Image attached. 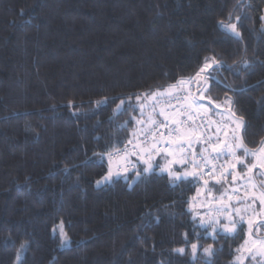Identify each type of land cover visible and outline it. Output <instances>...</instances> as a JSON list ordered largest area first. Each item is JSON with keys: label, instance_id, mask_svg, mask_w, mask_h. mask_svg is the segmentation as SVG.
I'll return each mask as SVG.
<instances>
[{"label": "trees", "instance_id": "trees-1", "mask_svg": "<svg viewBox=\"0 0 264 264\" xmlns=\"http://www.w3.org/2000/svg\"><path fill=\"white\" fill-rule=\"evenodd\" d=\"M263 13L264 0H0V264H18V255L19 264H205L208 244L212 264H234L246 225L204 238L190 209L196 181L173 187L154 171L131 187L122 178L97 187L107 162L95 154L123 149L136 130L135 120L119 129L139 117L116 116L119 98L135 105L136 95L194 76L212 55L224 67L208 95L232 98L247 125L240 135L258 150ZM237 16L239 37L219 25ZM245 60L248 71L229 67ZM104 97L117 99L97 106ZM61 222L68 247L54 233ZM80 222L94 223L90 238L80 237ZM193 242L202 245L195 260ZM180 247L185 254L173 251Z\"/></svg>", "mask_w": 264, "mask_h": 264}, {"label": "snow or ice", "instance_id": "snow-or-ice-1", "mask_svg": "<svg viewBox=\"0 0 264 264\" xmlns=\"http://www.w3.org/2000/svg\"><path fill=\"white\" fill-rule=\"evenodd\" d=\"M240 20L241 17L237 16L236 22L219 21V25L222 29L239 37L237 24ZM222 67H224L223 62L215 55L206 56L203 65L194 76L181 78L175 84H170L163 89L157 88L155 91L136 95L135 105L131 102V96L119 98L120 103L114 110L116 116L129 109L132 112L138 110L140 113L139 119L132 116L128 121L121 123L118 126L119 129H125L132 120H135L140 127L133 130L131 133L133 138L127 141V145H131L130 149L127 145L123 149L113 146L110 150L95 154L100 163L107 161V172L96 181L97 187L114 183L121 178L128 181L131 187L142 176L153 173L157 168L160 173L167 172L173 187L188 181L189 177L196 182H202L206 196L211 198L210 204L214 203L218 207L210 208L204 215L194 214L193 220L195 221L199 216V223L195 227L203 229L206 234L204 238L210 237L214 242L218 236L225 238L234 236L243 224H247V235L250 238L264 230V219H261L264 217V182L258 185L249 175L257 168L264 169V138L259 142L258 150L250 149L244 137L240 135L242 131H246L247 125L243 117H237L232 98L225 96L221 102L214 101L208 95V81L215 79L213 73L218 72ZM229 67L239 74L242 71H248L251 68V62L247 60L234 62ZM192 84L197 86L196 95L192 94L190 87ZM184 85L189 87L185 89ZM115 99L117 98L104 97L95 103L99 106L108 104L110 100L115 102ZM204 101H207V104ZM213 104L216 109H221L216 112L221 119L207 120L204 116H199V123H197L198 110H203L207 114ZM69 106H73L72 101H69ZM149 107L151 111H147ZM157 117L163 119H157ZM133 156L135 160L132 159ZM157 156L165 161L163 165L156 162ZM249 157H254L255 162L249 161ZM221 158H225L224 164L218 163ZM174 165H179L184 168V171L181 172ZM188 166H191V170ZM130 172L134 173L131 179ZM260 175L264 177V171L260 172ZM206 176L210 179H204ZM229 177H231L230 180ZM245 177L247 182L241 185ZM210 183L227 184L228 187L224 188L217 197L209 187ZM234 185H241L244 188L242 197L238 195L240 186ZM258 187L261 189L259 193L255 191ZM234 197L235 204L243 205V207L234 206ZM257 201L259 211L255 207ZM222 217L225 222H222ZM60 231L64 243H67L68 237L63 231V222H61ZM196 239L197 241L201 239L199 233H196ZM185 243H188L187 234H185ZM245 244H249V241L246 240ZM26 247V244L21 245V249ZM190 247L192 259L195 260L202 245L199 242H193ZM246 250L252 260H257V257L264 259V238L252 240L251 247ZM173 251L183 255L186 249L180 247ZM216 251L213 244L202 247L205 264H212L211 258L215 256ZM17 261L19 264V255ZM237 261L242 264L239 257Z\"/></svg>", "mask_w": 264, "mask_h": 264}, {"label": "rangeland", "instance_id": "rangeland-1", "mask_svg": "<svg viewBox=\"0 0 264 264\" xmlns=\"http://www.w3.org/2000/svg\"><path fill=\"white\" fill-rule=\"evenodd\" d=\"M226 31H228V30H226ZM228 32H230V31H228ZM193 86L196 87L194 84H192V87ZM141 102H143V100ZM147 111H151L150 107L147 109ZM219 111H221V109H216V108H213V107H211V110L207 114H205L203 110H198L199 114L203 115L205 117V119H207V120H215V121H218V120L221 119V117L219 115H216V112H219ZM139 118H140V113H139L138 119ZM157 119H158V117H157ZM130 148L131 147H129V149ZM223 159H224V162H225V158H223ZM249 159H251L252 162H255V158L254 157H249ZM262 171H264V169L257 168V169L254 170L253 173L249 174V175H251L253 177L254 182L257 183L258 185L260 183L264 182V177H262L260 175V172H262ZM230 179H231V177H229V180ZM246 182H247V177H245L244 181H241V185L245 184ZM197 184H198L197 191H196L195 195L192 197V199L190 201V209L192 210L193 215L196 214V213H199L200 215H204V214L209 212L210 208L218 207V205H216L214 203L210 204L211 198L206 196L203 183L202 182H197ZM105 185H108V184L101 185L100 187L105 186ZM213 185H214L213 183H210L209 187L212 188L214 194L217 197L219 196L220 192L223 191L224 188L228 187V185L225 184V185L219 186L220 189H215L213 187ZM241 185H234V186H240V192L238 193V195L242 197L244 195V188ZM249 187H250V185H249ZM198 189L200 190L199 193H198ZM255 191L257 193H259V191H260L259 187ZM233 204L236 207H243V205H236L235 204V197L233 198ZM255 207H256L257 211H259V202L258 201H257V204H256ZM261 219H264V217H261ZM221 220H222V222H225L223 220V217L221 218ZM196 221L199 223V216H197ZM245 225H246L245 241L248 240L249 244L246 245L245 241H244V243L239 248L236 257L234 258L233 263L234 264H239V262L237 261V257H239L240 261H242V264H245L247 262V260H251L253 264H264V259H262L260 257H257V260H255V261L252 260L249 252L246 250L248 247H251L252 240L260 239V237H255V235L253 237H251V238L248 237V235H247V231H248L247 224H245ZM94 230H95L94 223L80 222L78 224L79 235H80V237L82 239H87L88 237L90 238L92 233L94 234ZM209 231H210V229H209ZM54 233L57 234L61 238L62 247L70 246V241L69 240H68L67 243H64V241L62 239V236H61L60 227L55 228L54 229ZM262 234H264V230H261V232L258 233L257 235H262ZM261 238H264V237H261Z\"/></svg>", "mask_w": 264, "mask_h": 264}, {"label": "crops", "instance_id": "crops-1", "mask_svg": "<svg viewBox=\"0 0 264 264\" xmlns=\"http://www.w3.org/2000/svg\"><path fill=\"white\" fill-rule=\"evenodd\" d=\"M263 19H264V13H263ZM195 86H196V84H194ZM187 86L188 85H184L183 87L185 88V89H187ZM158 119H163L162 117H158ZM140 126H138L137 125V127H136V129H138ZM133 138V137H132ZM131 147V146H130ZM132 159L133 160H135L136 158L133 156L132 157ZM169 159H171V158H169ZM155 160H156V162L158 163V164H160V165H163L164 163H165V161L160 157V156H157L156 158H155ZM139 167H143V165H139ZM174 167L175 168H177V169H179L181 172H183L184 171V168H181L179 165H174ZM189 167V170H191V166H188ZM155 171H157V172H159L160 173V171H159V168H157ZM130 173H133V172H130ZM129 173V174H130ZM162 174H166V175H168L167 174V172H164V173H162ZM189 179H192L191 177H189ZM218 193V192H217Z\"/></svg>", "mask_w": 264, "mask_h": 264}, {"label": "built area", "instance_id": "built-area-1", "mask_svg": "<svg viewBox=\"0 0 264 264\" xmlns=\"http://www.w3.org/2000/svg\"><path fill=\"white\" fill-rule=\"evenodd\" d=\"M188 87H189V85H188ZM187 87V88H188ZM191 87V90L193 91V88H192V86H190ZM199 116H202L201 114H199V112H197V119H196V122L197 123H199ZM218 163H220V164H224L225 162H224V160L221 158V160L220 161H218ZM204 179H210L209 177H204ZM217 186H222V185H217Z\"/></svg>", "mask_w": 264, "mask_h": 264}]
</instances>
